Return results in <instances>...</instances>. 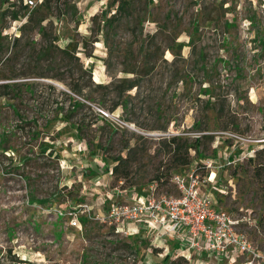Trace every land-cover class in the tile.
Here are the masks:
<instances>
[{
    "label": "rangeland",
    "instance_id": "rangeland-1",
    "mask_svg": "<svg viewBox=\"0 0 264 264\" xmlns=\"http://www.w3.org/2000/svg\"><path fill=\"white\" fill-rule=\"evenodd\" d=\"M132 4L0 0V264H244L101 221L198 166L264 264V0ZM173 137L197 140L188 167Z\"/></svg>",
    "mask_w": 264,
    "mask_h": 264
},
{
    "label": "built area",
    "instance_id": "built-area-1",
    "mask_svg": "<svg viewBox=\"0 0 264 264\" xmlns=\"http://www.w3.org/2000/svg\"><path fill=\"white\" fill-rule=\"evenodd\" d=\"M202 169L204 166H198L171 176L177 196L158 194L157 183H153L147 194L110 204L101 221L115 225L118 230L134 224L147 228L149 233L178 236L183 238L186 249L196 254L228 257L238 254L246 258L244 264H254L260 255L249 239L237 232L234 218L216 207L210 196L202 195L208 182L200 175ZM69 225L77 227L76 218Z\"/></svg>",
    "mask_w": 264,
    "mask_h": 264
},
{
    "label": "trees",
    "instance_id": "trees-1",
    "mask_svg": "<svg viewBox=\"0 0 264 264\" xmlns=\"http://www.w3.org/2000/svg\"><path fill=\"white\" fill-rule=\"evenodd\" d=\"M9 0H5V2H8ZM134 2V0H114V5L117 6L116 11L114 13V18L116 17H121V18H127L130 17L129 16V9L132 7V3ZM12 19L16 20L17 19V15L16 14H12ZM103 22V30L107 31V29L112 28V17L111 18H104V20H102ZM77 52V48L75 47V45H69L67 49L62 50L61 53L62 54H66L68 52ZM170 147L172 149V160L173 162L181 167H188L191 163L190 160V151L194 150L197 148V140H195L194 143H189L187 142V140H183L181 138L178 137H173L170 140ZM259 156L264 155V150H261L258 152ZM117 161V160H116ZM259 165L262 166V168H264V164L260 163ZM260 166V167H261ZM117 166H115V168L113 169V173L117 172ZM126 176L124 175L125 178ZM154 183H159V185L162 184L161 181V176H156L154 179ZM158 187V185H157ZM186 261L183 258H178L177 260H172L170 261L168 264H185Z\"/></svg>",
    "mask_w": 264,
    "mask_h": 264
},
{
    "label": "crops",
    "instance_id": "crops-1",
    "mask_svg": "<svg viewBox=\"0 0 264 264\" xmlns=\"http://www.w3.org/2000/svg\"><path fill=\"white\" fill-rule=\"evenodd\" d=\"M204 192H205V194L207 193V190H203ZM135 229H141V227H137V226H135Z\"/></svg>",
    "mask_w": 264,
    "mask_h": 264
}]
</instances>
